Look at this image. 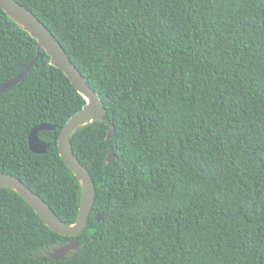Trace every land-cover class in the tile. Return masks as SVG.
I'll return each mask as SVG.
<instances>
[{
    "label": "trees",
    "instance_id": "trees-1",
    "mask_svg": "<svg viewBox=\"0 0 264 264\" xmlns=\"http://www.w3.org/2000/svg\"><path fill=\"white\" fill-rule=\"evenodd\" d=\"M16 1L59 41L107 122L71 137L96 185L80 250L44 256L73 238L0 188V264H264V0ZM37 46L0 7V85L38 58L0 93V173L70 225L82 191L58 138L86 101ZM41 124L57 130L38 134L49 148L35 154Z\"/></svg>",
    "mask_w": 264,
    "mask_h": 264
},
{
    "label": "water",
    "instance_id": "water-1",
    "mask_svg": "<svg viewBox=\"0 0 264 264\" xmlns=\"http://www.w3.org/2000/svg\"><path fill=\"white\" fill-rule=\"evenodd\" d=\"M0 7L7 15L24 31L29 33L32 38L37 40V54L43 49L50 57V63L60 69L69 78L80 95L85 99L84 107L72 116L62 128L58 147L61 158L69 169L78 178L81 185V204L78 217L75 223L65 224L38 194L34 193L22 180L7 174L0 173V188H8L18 193L33 210L44 221L45 225L53 232L72 237L73 239L66 244L58 245L50 250L43 251V255L53 260H64L73 252L80 250L79 236L85 231L90 216L93 211L96 198V185L86 166L81 164L75 155L71 143L72 135L81 127L90 125L94 122H107V111L100 97L88 85L77 67L72 63L65 49L55 38L52 32L26 7L16 0H0ZM38 61L37 56L13 79L0 85V93L20 83L34 68ZM56 126L41 124L33 128L29 135V147L35 154H45L49 145L39 139L41 131H55ZM114 135V124L110 123L107 140ZM114 158L112 147L109 149L107 163H111ZM102 214L97 215L98 221Z\"/></svg>",
    "mask_w": 264,
    "mask_h": 264
},
{
    "label": "flooded vegetation",
    "instance_id": "flooded-vegetation-1",
    "mask_svg": "<svg viewBox=\"0 0 264 264\" xmlns=\"http://www.w3.org/2000/svg\"><path fill=\"white\" fill-rule=\"evenodd\" d=\"M52 249V248H51Z\"/></svg>",
    "mask_w": 264,
    "mask_h": 264
}]
</instances>
